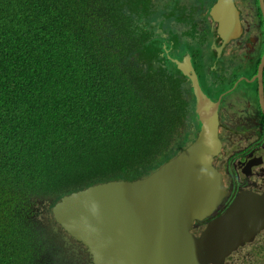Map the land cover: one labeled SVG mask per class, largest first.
Listing matches in <instances>:
<instances>
[{
    "label": "trees",
    "instance_id": "16d2710c",
    "mask_svg": "<svg viewBox=\"0 0 264 264\" xmlns=\"http://www.w3.org/2000/svg\"><path fill=\"white\" fill-rule=\"evenodd\" d=\"M194 9L192 0H0V264L38 263L32 205L142 178L186 146L192 102L147 22Z\"/></svg>",
    "mask_w": 264,
    "mask_h": 264
},
{
    "label": "water",
    "instance_id": "95a60500",
    "mask_svg": "<svg viewBox=\"0 0 264 264\" xmlns=\"http://www.w3.org/2000/svg\"><path fill=\"white\" fill-rule=\"evenodd\" d=\"M209 14L223 42L238 33L232 0H216ZM170 61L190 80L195 139L146 177L94 184L51 208L54 222L85 247L90 264H224L264 230V194H248L213 228L191 233L193 220L214 214L226 197L215 168L217 104L201 90L188 59V65Z\"/></svg>",
    "mask_w": 264,
    "mask_h": 264
},
{
    "label": "flooded vegetation",
    "instance_id": "af4514ba",
    "mask_svg": "<svg viewBox=\"0 0 264 264\" xmlns=\"http://www.w3.org/2000/svg\"><path fill=\"white\" fill-rule=\"evenodd\" d=\"M215 2L192 0L194 12L183 11L176 19L156 16L164 8L156 4V14L147 22V27L161 29L168 35L160 57L165 56L171 64L170 59H177L188 65V59L201 90L217 104L220 157L215 168L221 175L226 197L214 214L193 220L194 236L227 217L242 196L264 194V0H232L239 31L225 42L209 14ZM180 78L184 79L181 89L187 91L188 102H192V120L186 123L188 133H195L199 121L194 113L190 80L181 73ZM50 206L43 200L32 205V225L37 231L34 237L44 244L38 251L44 264H90L85 247L59 226L54 228ZM255 240L264 249V230ZM238 250L224 264H229Z\"/></svg>",
    "mask_w": 264,
    "mask_h": 264
},
{
    "label": "rangeland",
    "instance_id": "374dc122",
    "mask_svg": "<svg viewBox=\"0 0 264 264\" xmlns=\"http://www.w3.org/2000/svg\"><path fill=\"white\" fill-rule=\"evenodd\" d=\"M229 264H264V249L251 250L247 247H240Z\"/></svg>",
    "mask_w": 264,
    "mask_h": 264
},
{
    "label": "clouds",
    "instance_id": "9594fccd",
    "mask_svg": "<svg viewBox=\"0 0 264 264\" xmlns=\"http://www.w3.org/2000/svg\"><path fill=\"white\" fill-rule=\"evenodd\" d=\"M156 1V0H155ZM157 5L159 4V3H156ZM149 28V30H150V32L151 33H153V34H158L164 41L167 39V37H168V35H167V33H165V32H163L161 29H158V28H154V27H147V29ZM148 30V31H149ZM170 32V34L171 35H175V33L173 32V31H169ZM163 34V35H162ZM163 41V42H164ZM165 47V49H166V45L165 44H162V46L161 47ZM162 50H164V49H162ZM197 128V130H196V132L195 133H190L189 134V138H190V140H189V142L186 144V146L188 145V144H190V142H192L194 139H195V136H196V134H197V131H198V127H196ZM186 130H188V129H186ZM189 131V130H188ZM185 146V147H186ZM184 147V148H185ZM184 148H182L181 150H183ZM180 150V151H181ZM173 158V157H172ZM160 167V166H159ZM158 167V168H159ZM155 171V170H154ZM152 173V172H151ZM149 175V174H148ZM147 175V176H148ZM144 177H146V176H144ZM143 178V177H142ZM140 179V178H139ZM136 180V179H135ZM112 181H115V180H112ZM127 181H129V180H127ZM132 181V180H131ZM108 182V181H107ZM76 192V191H75ZM63 197V196H62ZM46 199H48L49 200V197H47ZM45 200V199H44ZM42 201V200H41ZM40 201V202H41ZM59 201V200H58ZM57 201V202H58ZM56 203V202H55ZM54 203V204H55ZM54 204H52L51 206H50V208H49V212H50V214H51V220H53L54 221V219H53V216H52V213H51V208H52V206L54 205ZM32 218H33V214H32V216H31ZM54 224H56L55 225V227L54 228H56L57 226H58V224L57 223H55L54 222ZM32 225V224H31ZM32 227H33V230L35 231V234H37V231L35 230V228H34V226L32 225ZM61 229V228H60ZM62 230V229H61ZM63 232H64V230H62ZM66 235H68L66 232H64ZM69 236V235H68ZM70 237V236H69ZM89 258V257H88ZM45 263V261H44V259H41V253H39V261H38V263L37 264H44Z\"/></svg>",
    "mask_w": 264,
    "mask_h": 264
}]
</instances>
